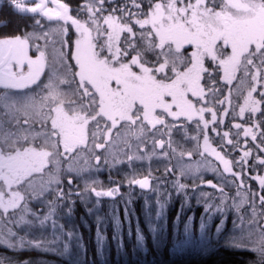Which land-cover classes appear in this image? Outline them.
Instances as JSON below:
<instances>
[{
    "label": "snow or ice",
    "instance_id": "obj_1",
    "mask_svg": "<svg viewBox=\"0 0 264 264\" xmlns=\"http://www.w3.org/2000/svg\"><path fill=\"white\" fill-rule=\"evenodd\" d=\"M0 15L23 22L0 31V218L37 180L128 164L131 191L195 173L264 233V0H0Z\"/></svg>",
    "mask_w": 264,
    "mask_h": 264
},
{
    "label": "trees",
    "instance_id": "obj_2",
    "mask_svg": "<svg viewBox=\"0 0 264 264\" xmlns=\"http://www.w3.org/2000/svg\"><path fill=\"white\" fill-rule=\"evenodd\" d=\"M7 19L8 17L6 15H0V31L11 32L14 30L16 23L23 24V22L13 17V23L4 27ZM166 190L172 199L170 205L176 207L177 198L183 197V195L174 194V187ZM134 197V195L128 194L124 199L132 201ZM74 198L76 197L71 196L70 200H67L65 204L69 206L63 209V211L73 216L76 220H85L88 214H85L82 209L84 208L85 211L86 209L89 210L90 207L87 206L89 202L81 199V197L77 199ZM78 201L81 204H79ZM139 204V201L130 203L129 207L127 206L129 210L126 214L123 204L120 206L117 201V204L114 205L111 210L103 211L99 217H96L98 220L96 219L95 222L92 223V226L81 231V233L84 234V239H81V243H79L80 240H78V244L76 248L72 250L70 258L61 257L57 253H44V264L264 263L263 256H260L251 249L245 247L236 248L223 241L221 243V239H224V234L227 230L218 235L216 225H209V230L207 231L206 229L208 228H204V232L201 233L200 237L194 232L196 226L193 228L191 227L189 236L186 234L187 232H183L181 229H179V234H172L170 221L173 219L170 217L166 227L164 226L161 228V231L157 230L152 234L149 232V228L141 221L143 220L141 219L142 210ZM170 205L169 208L171 207ZM148 207L150 210L147 211V218L153 221L155 217L154 210H152V205ZM171 209L172 208H170V210ZM188 209L183 204L182 211L187 212ZM227 215L229 219L227 220L226 228L230 224L229 220H231L228 212ZM214 218L217 219L216 216L211 219ZM89 220H93L92 216ZM93 224L94 226L96 225L95 228ZM193 224L196 225V223ZM208 231L212 233L208 234ZM96 235L99 237L97 238Z\"/></svg>",
    "mask_w": 264,
    "mask_h": 264
},
{
    "label": "rangeland",
    "instance_id": "obj_3",
    "mask_svg": "<svg viewBox=\"0 0 264 264\" xmlns=\"http://www.w3.org/2000/svg\"><path fill=\"white\" fill-rule=\"evenodd\" d=\"M112 167L118 168L119 170H124L122 172L130 171L128 164H119ZM139 167H142V165H132V169L134 170ZM91 169L92 167L83 171L72 170V173L69 174H73L78 179V181L89 182L90 178L93 176ZM101 176L102 174H99V177ZM120 178L122 180V183L124 184L125 181L130 179L129 172L124 173V176L120 175ZM204 178L209 180L212 179L211 175L205 176ZM60 182L61 175H59L55 181H45V183L42 184V187H40V190H38V188L34 184L33 199L36 198L38 199V201L44 199L46 191L48 192L52 190L51 187H55V185ZM187 185L194 186H186L185 188H181L178 190L174 187V194H180V196L183 195V197L177 198L176 207H172L170 205L172 199L171 196L168 195L167 190L159 193L153 192L149 195V197L147 196V198L145 196H142L141 194H136L132 201L124 199L123 206L125 207L127 204V206L129 207L130 203L139 201V206L142 210L141 219H143L141 221H143L145 226L149 228V232L152 234L157 230L161 231L162 227H166L168 224V220L171 217L173 219L172 221H170L172 234H179V229H181L183 232H187L186 234L189 236L191 227L193 228L194 226H196L194 232L198 237H200L201 233L204 232V228H208L209 225H216V231L218 235L219 233H223L225 230H227V232L224 234V239H221V243L223 241L230 246L239 248V246H254L249 241L251 239H254V241H256L258 245H262V247H264V233H261L259 229L255 228L254 226L248 227L249 222H245L244 226L242 227L241 219H238V217H240V210L236 207L235 204L231 202L223 204L218 203L216 198L212 197L211 193L208 190L196 185L195 173H193L191 177L187 179ZM126 188L127 192L130 191L128 187ZM80 192L81 198H83V200H85L86 202H89V198L85 193V190L82 189ZM150 204L152 205V210H154L155 215L153 221L147 218V211L150 210L148 205ZM183 204L185 207H187V209L190 208L191 211L190 209H188L187 212L182 211ZM169 205L171 206L170 208H172L171 210L169 208ZM93 209L94 208H92L91 210L86 209L85 211V209L83 208L82 210L85 212V214H88V216L85 218V220L80 221L76 220L71 215L61 213V211H59L57 208H49L48 213H46V220L48 221L44 222L45 224H47L46 226L44 225V253H57L61 257L70 258L72 250L76 248L78 244V240H80L79 243H81V241L84 239V234L81 233V231L92 226V223H94L97 219V213L93 214ZM227 212L231 217V220H229L230 224L226 228V223L229 219ZM91 215H96V217H93V220H89ZM215 216L217 217V219H211ZM254 217L255 213H253V218ZM33 223L34 225H39V223H37L36 221H33ZM193 223H196V225H194ZM207 230H209V228L206 229V231ZM210 233L208 231V234ZM98 237L99 236H97V238ZM240 239H248V241L245 242Z\"/></svg>",
    "mask_w": 264,
    "mask_h": 264
},
{
    "label": "flooded vegetation",
    "instance_id": "obj_4",
    "mask_svg": "<svg viewBox=\"0 0 264 264\" xmlns=\"http://www.w3.org/2000/svg\"><path fill=\"white\" fill-rule=\"evenodd\" d=\"M91 170L93 176L89 182L78 181L73 174H69L72 171L61 170V182L55 185V187H51L52 190L46 191L44 199L38 201V199L32 198L26 203L23 213L14 214L11 220H8L6 217L0 218V264H44V225H46L44 222L47 221L46 213H48V209L57 208L63 213V209L69 206L65 204L67 200H70L71 196L76 197L74 199L80 198V191L82 189L88 195L89 203L87 206L90 207L89 210L94 208L92 212L93 214L97 213V217L103 211L111 210L117 204V201L122 206L126 195L132 194L136 196V194H139L131 190L127 192V188L122 183L120 175L124 176V173H128L129 171L122 172L124 170L108 167L107 165L93 166ZM99 174H102V176L99 177ZM68 175H71L73 178L71 184H68L64 178ZM34 184L38 190L42 187L39 180ZM115 184H120V187L117 193L111 197L104 195L97 196L95 192L90 190V186H94L97 191L112 192V186ZM57 187L63 189V198H57ZM78 203L81 204L79 201ZM91 216L92 218L96 217V215ZM33 221H36L39 225H34ZM243 241L247 242L248 239ZM249 241L254 246H245V248L251 249L260 256H263L264 261V247L258 245L254 239ZM239 248H244V246H239Z\"/></svg>",
    "mask_w": 264,
    "mask_h": 264
}]
</instances>
